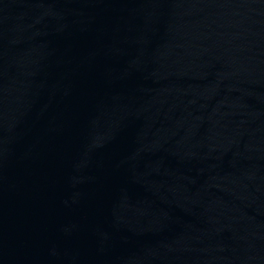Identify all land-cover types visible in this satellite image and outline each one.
I'll return each instance as SVG.
<instances>
[{
  "label": "water",
  "instance_id": "water-1",
  "mask_svg": "<svg viewBox=\"0 0 264 264\" xmlns=\"http://www.w3.org/2000/svg\"><path fill=\"white\" fill-rule=\"evenodd\" d=\"M0 264H264V0H0Z\"/></svg>",
  "mask_w": 264,
  "mask_h": 264
}]
</instances>
